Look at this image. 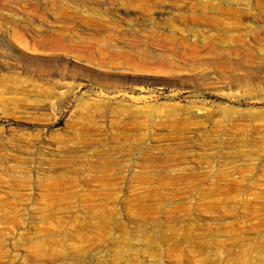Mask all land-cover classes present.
<instances>
[{
    "label": "rangeland",
    "instance_id": "rangeland-1",
    "mask_svg": "<svg viewBox=\"0 0 264 264\" xmlns=\"http://www.w3.org/2000/svg\"><path fill=\"white\" fill-rule=\"evenodd\" d=\"M140 206L162 264H264V0H0V264Z\"/></svg>",
    "mask_w": 264,
    "mask_h": 264
},
{
    "label": "bare ground",
    "instance_id": "bare-ground-1",
    "mask_svg": "<svg viewBox=\"0 0 264 264\" xmlns=\"http://www.w3.org/2000/svg\"><path fill=\"white\" fill-rule=\"evenodd\" d=\"M160 209L162 208L152 206L137 207L131 215H137L138 218L130 217L133 222L131 227L130 222L128 225V223L113 221L106 217L95 221L72 223L71 229L80 240L75 253V264H150L147 262L148 257L154 261L157 260L151 264H162L160 262L162 256H171L173 252L179 251L178 248L182 242L190 239L188 236L191 235V231L185 227L175 226L178 224L176 213L183 208L173 206L164 210L166 211L165 217L163 216L165 221L158 223V217L153 214ZM51 243L53 242L51 241L50 245ZM41 252L49 256L45 249ZM145 253L146 259H142L141 256Z\"/></svg>",
    "mask_w": 264,
    "mask_h": 264
}]
</instances>
